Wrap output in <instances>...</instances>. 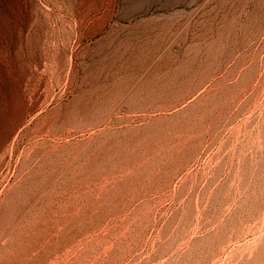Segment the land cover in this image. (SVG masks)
Instances as JSON below:
<instances>
[{
  "label": "rangeland",
  "instance_id": "1",
  "mask_svg": "<svg viewBox=\"0 0 264 264\" xmlns=\"http://www.w3.org/2000/svg\"><path fill=\"white\" fill-rule=\"evenodd\" d=\"M0 264H264V0H0Z\"/></svg>",
  "mask_w": 264,
  "mask_h": 264
}]
</instances>
